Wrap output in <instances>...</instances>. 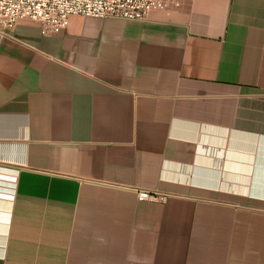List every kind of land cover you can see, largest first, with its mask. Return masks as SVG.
<instances>
[{
	"label": "crops",
	"instance_id": "0c3cea01",
	"mask_svg": "<svg viewBox=\"0 0 264 264\" xmlns=\"http://www.w3.org/2000/svg\"><path fill=\"white\" fill-rule=\"evenodd\" d=\"M165 1L3 40L0 264H264V0Z\"/></svg>",
	"mask_w": 264,
	"mask_h": 264
},
{
	"label": "built area",
	"instance_id": "2783aa9c",
	"mask_svg": "<svg viewBox=\"0 0 264 264\" xmlns=\"http://www.w3.org/2000/svg\"><path fill=\"white\" fill-rule=\"evenodd\" d=\"M167 7L165 0H0V47L25 19L39 23L42 35H53L67 28L71 16L145 20L151 11ZM138 199L164 202L167 196L138 191Z\"/></svg>",
	"mask_w": 264,
	"mask_h": 264
}]
</instances>
